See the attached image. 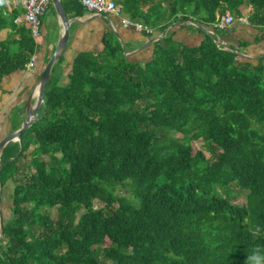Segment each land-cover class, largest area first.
<instances>
[{
  "label": "trees",
  "instance_id": "trees-1",
  "mask_svg": "<svg viewBox=\"0 0 264 264\" xmlns=\"http://www.w3.org/2000/svg\"><path fill=\"white\" fill-rule=\"evenodd\" d=\"M7 1L22 0H0V28ZM113 1L146 38L168 32L147 61L108 31L101 50L75 56L66 85L54 68L38 121L0 159L1 197L14 184L0 264H251L264 253V57L219 38L248 12L264 41V0ZM227 12L235 20L219 29ZM15 18L20 49L0 42V89L41 45ZM178 23L201 44L176 40ZM128 186L129 198L115 194Z\"/></svg>",
  "mask_w": 264,
  "mask_h": 264
},
{
  "label": "crops",
  "instance_id": "crops-1",
  "mask_svg": "<svg viewBox=\"0 0 264 264\" xmlns=\"http://www.w3.org/2000/svg\"><path fill=\"white\" fill-rule=\"evenodd\" d=\"M75 1V0H74ZM63 4V0H61ZM64 6V4H63ZM68 20H70V39L64 55L60 58L62 62L58 65L54 64L51 70V77L54 70V77L61 85L68 83V74L71 71V63L79 53H87L101 50L103 46L104 35L109 31L115 34V37L121 41L123 48L129 46L127 56L136 61H147L152 55V44H148L149 38H146L143 32H137L131 28L121 26L120 20L115 16L100 17V15L90 13L83 10L82 14H77L74 9L66 11ZM4 17L8 18L7 23L3 22L4 27L0 28V42H11L12 48L20 49L17 44L21 38L16 34L13 23L10 18L15 15L14 23L17 25L27 24L24 21L25 12L21 2L17 4L15 1H7L3 11ZM247 17L249 13L245 14ZM244 15V16H245ZM19 20V21H17ZM188 23H178L171 26L169 30L175 33V39L187 46H199L203 41L202 34L192 32L187 29ZM230 35L219 38L221 44H230L236 46L240 53L256 61L260 57H264V41L260 42V30L252 28L248 23L234 22L227 28ZM63 33L62 23L58 17L52 3L48 11L41 17V45L39 50L35 52L36 61L33 68H28L27 64L24 70L15 71L6 77L0 89V117L8 121L11 110L25 105L28 98L31 103L36 104L38 100L37 84L38 79L43 73L49 59L52 57L57 44L59 43ZM158 37V33H154ZM142 41L147 44L142 49L134 51L135 46L140 45ZM247 43L246 47H238V42ZM22 49V47H21ZM31 56V57H32ZM31 59V58H30ZM29 59V61H30ZM59 59V60H60ZM29 61L27 63H29ZM56 65V66H55ZM50 77V79H51ZM8 125V122L6 123ZM8 127H11L9 124Z\"/></svg>",
  "mask_w": 264,
  "mask_h": 264
},
{
  "label": "built area",
  "instance_id": "built-area-1",
  "mask_svg": "<svg viewBox=\"0 0 264 264\" xmlns=\"http://www.w3.org/2000/svg\"><path fill=\"white\" fill-rule=\"evenodd\" d=\"M78 2L86 11L106 16H115L120 20L121 26L124 28H131L137 32L152 33L153 30L148 26L144 25L138 20H132L124 16L122 8L117 5L113 0H75ZM51 4V0H22L21 5L24 9L25 16L24 21L27 24L32 37L39 39L41 37V17L48 11ZM234 17L230 13H226L218 19L216 27L224 29L234 22ZM240 23H248V17L245 15L237 19ZM19 21V20H17ZM36 57L32 56L28 68H33Z\"/></svg>",
  "mask_w": 264,
  "mask_h": 264
},
{
  "label": "water",
  "instance_id": "water-1",
  "mask_svg": "<svg viewBox=\"0 0 264 264\" xmlns=\"http://www.w3.org/2000/svg\"><path fill=\"white\" fill-rule=\"evenodd\" d=\"M51 3L58 15V17L60 18V21L62 23V27H63V33H62V37L59 41V43L57 44L55 51L52 55V57L49 59L43 73L41 74V76L38 79V84H37V92H38V100L36 102V104H32L31 103V98L29 97L27 102L25 103V105L22 108V125L21 127L8 134L5 138L0 140V159L1 156L3 154L4 149L6 148V146L9 143L12 142H21L23 135L28 131V129L38 121L39 118V111L40 108L42 107V105L45 102V96H44V92H45V88L50 80L51 77V70L54 66V64L59 61V59L64 55V53L66 52L67 49V45H68V41L70 39V25L71 22L70 20H68L66 12L64 10V6L61 2V0H51ZM100 17H104L105 15H100ZM171 26L168 28L170 29ZM168 30H166L165 32H163L161 35H159L158 37H155L153 39H150L148 41V44H153L154 42L158 41L159 39L163 38L166 34H167ZM242 57L248 58L247 56H244L242 54H239ZM21 153V151L19 152V154ZM0 168H1V164H0ZM1 188H0V239L3 236V229H4V223H3V217H2V209H1Z\"/></svg>",
  "mask_w": 264,
  "mask_h": 264
},
{
  "label": "rangeland",
  "instance_id": "rangeland-1",
  "mask_svg": "<svg viewBox=\"0 0 264 264\" xmlns=\"http://www.w3.org/2000/svg\"><path fill=\"white\" fill-rule=\"evenodd\" d=\"M124 16H126L127 18H129V16H127L126 14H124ZM131 19V18H129ZM118 40V39H117ZM120 41V40H118ZM121 42V41H120ZM147 44V41H142L140 43V45H137L135 46V49L134 51H138L139 49H142L143 47H145V45ZM129 47V46H127ZM263 47H264V44H263ZM239 54H242V53H239ZM244 55V54H242ZM247 56V55H245ZM18 108H21V106H18ZM23 108V107H22ZM14 115H18V112L17 110L15 111V108L11 110V113L9 114L8 118L9 117H12ZM2 117V116H1ZM0 117V140L5 138L8 134H10V131H11V127H8V125L10 124V121H7L8 122V125H5V122L4 120ZM11 118V119H12ZM203 141L199 140L197 142L194 143V146H196V148L198 149H201L205 152L204 148H203ZM31 149H33L31 147ZM30 149V150H31ZM205 154L207 155V157H209V154L207 152H205ZM13 187H14V184L9 181L5 187V189L2 191V197H1V200H2V204H1V209H2V217H3V220H7L11 217V200H10V195L11 193L13 192ZM129 186L124 188V187H120L118 189H116L115 191V194L117 196H123V197H126V198H129ZM118 204L115 203L114 207H116ZM103 204L98 201V200H95L94 201V207L95 208H100L102 207ZM53 216L55 217L56 216V211H53Z\"/></svg>",
  "mask_w": 264,
  "mask_h": 264
},
{
  "label": "clouds",
  "instance_id": "clouds-1",
  "mask_svg": "<svg viewBox=\"0 0 264 264\" xmlns=\"http://www.w3.org/2000/svg\"><path fill=\"white\" fill-rule=\"evenodd\" d=\"M249 260L251 261V264H264V253H262L261 250L256 249L249 257Z\"/></svg>",
  "mask_w": 264,
  "mask_h": 264
}]
</instances>
